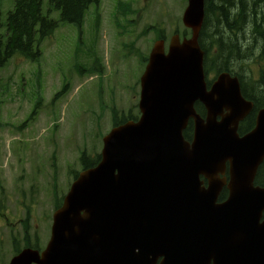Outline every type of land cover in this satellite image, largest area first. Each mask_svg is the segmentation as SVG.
I'll return each instance as SVG.
<instances>
[{"label":"water","instance_id":"1","mask_svg":"<svg viewBox=\"0 0 264 264\" xmlns=\"http://www.w3.org/2000/svg\"><path fill=\"white\" fill-rule=\"evenodd\" d=\"M204 16L205 0H189L183 21L192 37L181 42L174 36L167 53L164 42H156L142 78L140 119L104 137L101 161L74 181L54 213L50 243L35 260L79 264L80 255L96 254L100 264H150L159 234L162 264H264V187L255 185L264 160V109L256 128L240 137L238 124L252 103L239 82L221 74L207 91L198 42ZM197 100L206 105V118L196 112ZM191 117L190 142L183 131ZM227 161L230 195L213 206L225 184L219 170ZM201 175L208 188L201 186ZM150 214L161 219L150 221L141 237ZM137 245L142 259L134 255ZM29 252L11 264H22Z\"/></svg>","mask_w":264,"mask_h":264},{"label":"rangeland","instance_id":"2","mask_svg":"<svg viewBox=\"0 0 264 264\" xmlns=\"http://www.w3.org/2000/svg\"><path fill=\"white\" fill-rule=\"evenodd\" d=\"M13 2L0 0L4 36ZM186 5L187 0H102L100 13L92 5L81 28L61 23L42 42L40 57L29 61L17 56L0 70V199L5 213L0 216V254L6 262L13 254L12 236H22L25 219L32 233L35 227L46 237L56 197L68 192L73 170L81 169L82 152L101 151L112 128L111 107L120 114L137 107L145 65L135 48H152L157 27L168 45L176 29H185ZM43 11L59 19L49 0H43ZM93 54L105 62L104 76L100 71L79 75L77 67L88 68ZM67 84L64 96L53 101ZM41 98L35 117L22 127Z\"/></svg>","mask_w":264,"mask_h":264},{"label":"trees","instance_id":"3","mask_svg":"<svg viewBox=\"0 0 264 264\" xmlns=\"http://www.w3.org/2000/svg\"><path fill=\"white\" fill-rule=\"evenodd\" d=\"M53 9L59 11V20L66 23L80 25L86 11L99 0H49ZM213 9L210 13L211 21L207 25L205 18L200 41L203 48L210 53L204 42L206 33L217 39L219 44L216 65L221 70H227L230 64H241L244 57H248L253 49L264 48V2L259 0H212ZM219 11L218 17L215 11ZM263 20V21H262ZM243 21L242 24H239ZM59 22L43 14V0H14V7L8 14V35L0 33V69L16 54L26 57L40 55V43L53 34ZM238 29V30H237ZM236 31V32H235ZM256 88L264 87V82H258ZM244 92V91H243ZM245 95H250L247 91ZM255 108L260 100H255ZM255 110L248 116L249 122L254 119ZM33 115V114H32ZM126 120V119H123ZM192 129L185 134L190 138ZM85 153L84 166L90 167L93 159ZM76 176V173H75ZM257 181L264 185V163L260 166ZM60 205V200L57 206Z\"/></svg>","mask_w":264,"mask_h":264},{"label":"flooded vegetation","instance_id":"4","mask_svg":"<svg viewBox=\"0 0 264 264\" xmlns=\"http://www.w3.org/2000/svg\"><path fill=\"white\" fill-rule=\"evenodd\" d=\"M259 2H264V0H259ZM211 6H212V0H207L206 1L207 25L211 21L210 13L213 9ZM218 12L219 11L217 10L215 11L216 17H218L219 15ZM242 23L243 21H240L239 24H242ZM205 39L208 40L207 42L205 41V44H206V47L210 49L209 51L211 52L210 53L211 58L213 60H217L218 53H219V44L217 42V39H214V37L212 35L210 36L209 33L208 34L206 33ZM148 60H149V57H148ZM148 60H147V63H148ZM229 67H230L229 69L224 70L223 72H229L232 76L237 77L241 85V90L244 92L247 91L250 94V95H246L247 99L254 103V107L252 111L250 112L251 114L255 110L254 119L249 122H246L248 116L250 115L249 114L240 123L241 131H244V133H248L254 128L255 123H256L257 114L264 107V87L256 88L258 85H255L258 82H264V48L258 47V48L253 49V51L249 54L248 57L246 56L243 58V62L241 64H230ZM214 79H216V77ZM256 99L260 100L261 102L259 103L258 107L255 108ZM222 177L229 180V165L226 166L225 171L222 174ZM207 183H208L207 180H205L204 184L207 185ZM228 194H229V191L227 189V185H225L221 191L218 201L221 202V201L226 200L228 197ZM158 219H161V217L158 214H150L145 218V221L141 225V229H142L141 234H140L141 237L147 232L149 222L153 220H158ZM30 227H31L30 224H27L26 226L22 225V228H23L22 237H15L11 239V242H12L11 247L13 250V254L11 258L6 262L3 259L2 255L0 254V264H10L12 257L16 254L21 253L23 248H27V247H31L35 250H38L39 253L42 255V253L46 250L50 242L52 225L46 237H44V235H42L35 227L33 229L34 232L32 233ZM14 236H16V234H14ZM161 241H162V237L159 236L158 234L157 240L154 243L157 245V248L152 249L151 254L149 255L150 264H162L165 258L164 254L159 248ZM133 252H134V255H139L141 256V259H142L143 252L140 249L139 245H137L133 249ZM29 264H39V263L37 261H31ZM79 264H100V262L98 261L96 254L93 256L92 259L88 258L87 255L82 254L80 255ZM139 264H142V261ZM210 264H214V263L211 262Z\"/></svg>","mask_w":264,"mask_h":264}]
</instances>
